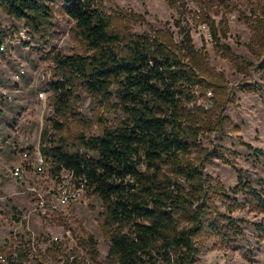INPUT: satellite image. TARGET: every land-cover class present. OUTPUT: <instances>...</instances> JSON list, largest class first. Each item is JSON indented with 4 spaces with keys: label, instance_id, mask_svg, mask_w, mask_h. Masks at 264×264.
Segmentation results:
<instances>
[{
    "label": "trees",
    "instance_id": "16d2710c",
    "mask_svg": "<svg viewBox=\"0 0 264 264\" xmlns=\"http://www.w3.org/2000/svg\"><path fill=\"white\" fill-rule=\"evenodd\" d=\"M167 1L183 14L182 0ZM59 2L61 11L74 21L72 34L83 50L50 52L54 66L48 87L54 115L40 151L51 160L53 175L62 167L74 170L103 202L101 225L110 247L100 261L95 237L81 239L79 246L91 262L196 264L199 238L204 234L217 235L226 245L243 238V225L249 222L233 212L249 207L264 213L263 182L255 185L240 172L237 185L226 188L219 177L207 174L201 163L190 158L194 149H203L210 157L218 151L216 145L203 146L200 137L223 131L228 100L217 101L223 84L209 73L206 53L195 47L181 18L175 22L176 40L173 31L135 32L131 23L144 22L145 16L108 8L107 0ZM0 8L23 22L27 32L44 45L55 38V0H0ZM208 25L216 44L230 49L220 43L227 30H220L214 21ZM7 33L0 23V38ZM197 87L202 94L212 90L209 110L197 105ZM80 89L98 98L101 105L116 101L122 116L115 126L99 118L98 134L66 133L65 120L80 115ZM240 193L244 202L228 204ZM251 223L264 240V220ZM63 245V239L52 240L48 254L61 259ZM33 255L31 240L22 237L11 240L4 257L7 264H28ZM72 256V260L67 256V262L91 264L75 248ZM38 264L49 263L40 260Z\"/></svg>",
    "mask_w": 264,
    "mask_h": 264
},
{
    "label": "rangeland",
    "instance_id": "374dc122",
    "mask_svg": "<svg viewBox=\"0 0 264 264\" xmlns=\"http://www.w3.org/2000/svg\"><path fill=\"white\" fill-rule=\"evenodd\" d=\"M182 2L185 4L182 15L167 0H107V6L143 14L144 22L131 23L137 33L152 28L173 31L176 40L179 35L175 22L181 18L182 25L191 31L195 47L206 53L209 73L223 84L222 93L217 91V101L228 100L223 131L200 137L203 146L216 145L218 151L210 157L203 149H194L190 158L201 163L207 174L219 177L226 188L237 185L240 172L246 180L254 181L255 185L263 182L264 186V0ZM55 3L56 36L49 45L28 33L23 22L0 8V23L8 32L0 38V264H7L4 255L9 252L11 240L22 237L31 240L33 246L34 258L28 264H38L40 260L71 264L67 256L72 260L74 248L93 264L86 250L79 246L80 240L90 234L98 241L100 261L105 260L110 247L101 225L103 202L91 189L78 202L41 208L37 192L31 188L51 184L33 170L42 136L46 130H52L50 118L54 109L48 84L54 64L50 52L59 49L72 54L83 50L72 34L74 21L61 11L59 0ZM209 21H214L220 30H227L220 43L230 49L216 44ZM196 94L197 105L209 110L213 104L212 90L202 94L197 87ZM79 95L80 115L65 120L67 134L79 131L98 134L102 127L99 118L112 127L122 116L114 106L115 100L101 105L98 98L82 89ZM20 163L29 168V179L25 182L12 175V168ZM234 201L244 202L243 195L238 194L228 204ZM219 206L225 211V206L221 203ZM233 215L248 220L243 225L245 236L226 245L219 236L204 234L199 238L196 264H264V240L251 223L263 222L264 213L238 207ZM182 224L186 221L182 220ZM55 239H63L65 249L61 259L47 251Z\"/></svg>",
    "mask_w": 264,
    "mask_h": 264
},
{
    "label": "built area",
    "instance_id": "2783aa9c",
    "mask_svg": "<svg viewBox=\"0 0 264 264\" xmlns=\"http://www.w3.org/2000/svg\"><path fill=\"white\" fill-rule=\"evenodd\" d=\"M28 155L29 152H26L25 157L27 158ZM28 170L27 165L20 163L12 168V175L25 182L29 179ZM33 170L35 174H39L40 177L51 182V184L47 182L48 186L44 185L41 188L36 185L31 187L37 192V199L41 208H46L49 205H54V207L67 206L78 202L90 189L87 179L84 176H77L74 170L70 168L62 167L57 175H53L51 160L44 157L41 151L35 153Z\"/></svg>",
    "mask_w": 264,
    "mask_h": 264
}]
</instances>
